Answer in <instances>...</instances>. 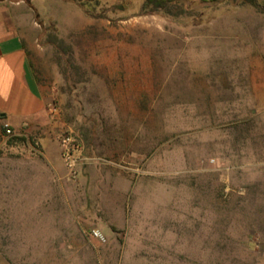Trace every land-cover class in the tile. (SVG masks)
Segmentation results:
<instances>
[{
	"label": "rangeland",
	"instance_id": "rangeland-1",
	"mask_svg": "<svg viewBox=\"0 0 264 264\" xmlns=\"http://www.w3.org/2000/svg\"><path fill=\"white\" fill-rule=\"evenodd\" d=\"M35 1L47 117L0 122V264H264V0Z\"/></svg>",
	"mask_w": 264,
	"mask_h": 264
},
{
	"label": "crops",
	"instance_id": "crops-1",
	"mask_svg": "<svg viewBox=\"0 0 264 264\" xmlns=\"http://www.w3.org/2000/svg\"><path fill=\"white\" fill-rule=\"evenodd\" d=\"M30 4L34 6L36 1L0 0V122L7 123L15 134L40 129L47 117V97L36 81L28 58L30 33H37ZM1 142L5 145L3 137ZM45 142L46 138L42 143ZM53 149L63 165L58 137ZM29 156L34 160V154Z\"/></svg>",
	"mask_w": 264,
	"mask_h": 264
},
{
	"label": "built area",
	"instance_id": "built-area-1",
	"mask_svg": "<svg viewBox=\"0 0 264 264\" xmlns=\"http://www.w3.org/2000/svg\"><path fill=\"white\" fill-rule=\"evenodd\" d=\"M3 128L6 134L11 133V128L7 123L3 124ZM58 145L63 166L70 175H77L80 172L83 161L78 143L71 135L63 134L58 137ZM90 236L99 241H104L103 236L97 229H92L90 231Z\"/></svg>",
	"mask_w": 264,
	"mask_h": 264
},
{
	"label": "trees",
	"instance_id": "trees-1",
	"mask_svg": "<svg viewBox=\"0 0 264 264\" xmlns=\"http://www.w3.org/2000/svg\"><path fill=\"white\" fill-rule=\"evenodd\" d=\"M147 3H153V0H147Z\"/></svg>",
	"mask_w": 264,
	"mask_h": 264
}]
</instances>
